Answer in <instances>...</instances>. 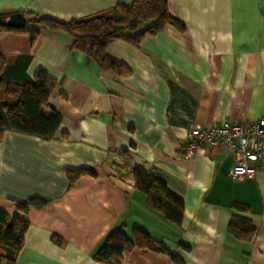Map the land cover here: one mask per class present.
Returning <instances> with one entry per match:
<instances>
[{"label": "crops", "instance_id": "crops-1", "mask_svg": "<svg viewBox=\"0 0 264 264\" xmlns=\"http://www.w3.org/2000/svg\"><path fill=\"white\" fill-rule=\"evenodd\" d=\"M130 1L0 0V11L69 20ZM167 8L182 29L166 24L138 45H107L127 75L101 70L63 31L34 21L33 40L0 31L1 57L29 55V76L41 68L55 80L49 104L61 117L49 140L5 130L0 141V209L27 221L15 264H177L136 246L118 260L94 258L114 228L130 236L132 226L182 264H264V161L233 179L234 156L222 145L182 155L190 127L264 120V0H168ZM80 167L93 173L69 185L65 169ZM133 167L155 170L182 200L179 225L135 189ZM31 196L45 204L15 208ZM232 215L250 220L251 239L229 232Z\"/></svg>", "mask_w": 264, "mask_h": 264}, {"label": "trees", "instance_id": "trees-1", "mask_svg": "<svg viewBox=\"0 0 264 264\" xmlns=\"http://www.w3.org/2000/svg\"><path fill=\"white\" fill-rule=\"evenodd\" d=\"M167 2H117L110 8L69 20L32 13H27V16L37 17V24L45 29L69 34L72 37V48L89 56L101 70L127 75L129 69L107 54V45L117 39L138 45L146 34H155L166 24L182 29L181 22L169 12ZM31 22L28 20L25 26L18 29L0 24V31L27 32L33 40L38 29L29 26ZM29 61V55H16L12 60L0 56V141L5 130L49 140L59 129L61 117L49 104L55 80L41 68L29 76L26 73ZM131 172L135 189L146 196L149 206L160 211L169 222L179 225L183 202L168 190L162 177L155 170L145 171L139 167H133ZM91 173L93 170L88 167L65 169L69 185L80 175ZM13 204L17 210L25 213L31 206L42 207L45 200L31 196L23 201H14ZM235 206L245 210L242 205ZM26 228L27 221L23 217L10 216L0 209V264H15ZM228 230L233 236L244 240L251 239L254 232L250 220L239 215L230 217ZM134 246L166 253L177 264H182L171 251L139 226H132L130 236L121 227L114 228L95 252L94 258L102 261L112 258L118 260L124 251Z\"/></svg>", "mask_w": 264, "mask_h": 264}, {"label": "built area", "instance_id": "built-area-1", "mask_svg": "<svg viewBox=\"0 0 264 264\" xmlns=\"http://www.w3.org/2000/svg\"><path fill=\"white\" fill-rule=\"evenodd\" d=\"M222 145L233 153L234 160L229 168L233 179L251 177L256 164L264 161V120L234 121L222 125L190 127L185 135L183 157L189 158L203 145Z\"/></svg>", "mask_w": 264, "mask_h": 264}, {"label": "water", "instance_id": "water-1", "mask_svg": "<svg viewBox=\"0 0 264 264\" xmlns=\"http://www.w3.org/2000/svg\"><path fill=\"white\" fill-rule=\"evenodd\" d=\"M28 20L29 19L18 9L10 11H0L1 25H6L18 29L25 26ZM32 21L37 23L39 19L37 17H32Z\"/></svg>", "mask_w": 264, "mask_h": 264}]
</instances>
